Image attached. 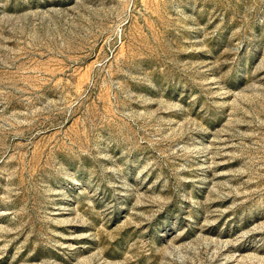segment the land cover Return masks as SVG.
<instances>
[{
	"label": "rangeland",
	"instance_id": "1",
	"mask_svg": "<svg viewBox=\"0 0 264 264\" xmlns=\"http://www.w3.org/2000/svg\"><path fill=\"white\" fill-rule=\"evenodd\" d=\"M0 264H264V0H0Z\"/></svg>",
	"mask_w": 264,
	"mask_h": 264
}]
</instances>
